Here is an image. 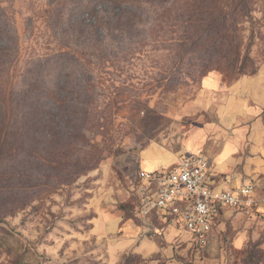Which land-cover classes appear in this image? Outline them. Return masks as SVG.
<instances>
[{"label": "rangeland", "instance_id": "rangeland-1", "mask_svg": "<svg viewBox=\"0 0 264 264\" xmlns=\"http://www.w3.org/2000/svg\"><path fill=\"white\" fill-rule=\"evenodd\" d=\"M89 2L94 13L83 7ZM73 5L83 8L69 22ZM216 5L0 0V264H264V206L228 212L202 243L136 213L137 173L145 161L167 169L189 153L210 160V184L247 181L264 193V0L244 20L241 44L258 71L235 81L218 71L211 58L216 34L203 27ZM142 43L143 61L107 69L106 78L119 82L102 86L112 83L120 93L105 109L113 120H105L109 138L89 135L90 146L65 138L85 117L91 83H100L101 64L88 60ZM153 53L163 57L152 61ZM28 87L37 117L68 121L57 163L43 160L58 146L56 134L36 126L25 140L24 129H15ZM84 151L99 153L95 167ZM30 189L38 199L26 200Z\"/></svg>", "mask_w": 264, "mask_h": 264}, {"label": "trees", "instance_id": "trees-1", "mask_svg": "<svg viewBox=\"0 0 264 264\" xmlns=\"http://www.w3.org/2000/svg\"><path fill=\"white\" fill-rule=\"evenodd\" d=\"M187 2H191V0H186ZM218 1L219 5H216L213 9L211 15L204 20V30H208V28L212 29L213 34H216V38L213 40L214 45V56L211 57L214 59L219 67L218 71H221L225 76H230L233 74V80H237L240 76L248 74L254 75L258 71V65L254 62V60L248 55V50L241 53V44L243 41V32L245 31L244 20L246 18H252L251 14L255 11L254 6L256 3H259V0H215ZM83 7L91 13H94V4L89 2L88 4L83 5ZM82 5H73L67 12V20L69 22H76V14L81 11L83 8ZM197 14L200 13L199 8H195ZM202 11V10H201ZM193 17V15H192ZM190 20V19H189ZM188 20V21H189ZM201 19V23H202ZM199 22V20H198ZM82 24L81 21L78 22ZM199 23L198 25H201ZM213 38V37H212ZM218 42V43H216ZM218 44V46H216ZM144 44L134 45L128 47L121 55H112V56H103L102 54L96 55L93 59H89V63L101 64V69L98 74V84L90 85L89 92L91 93L90 99L85 103V117L80 118L81 124L74 125V128L71 131H67V135L65 138H73L74 141L80 142L81 146H90L91 142L89 140V135H92V138H96V136L109 138V131L106 128L105 120L107 119V123H112L113 120L111 117L105 114V109L109 106H114L117 103V96L119 93V88L117 86L107 85L102 86L104 81L113 80L115 81V77L106 78V75H110L107 69H116L120 71L124 68V65H130L132 62H140L143 61L144 58L148 57L146 51L143 50ZM212 55V56H213ZM159 57H163V54L153 53L151 60L158 61ZM209 60L208 62H210ZM247 68L249 69L247 71ZM200 73V72H199ZM119 74L117 77L119 78ZM165 79L166 77L163 76ZM198 82L200 83L202 77L197 75ZM116 83L119 81H115ZM172 83H168L171 85ZM166 85V84H165ZM168 87V86H167ZM30 89L23 90V106L22 111L17 119V127L15 129H24L25 140H29L33 131H35L36 126L40 127L44 132H51L52 136L56 134L57 138L53 142V146L58 145L55 148H52V152L48 154L47 157H43L44 161L48 163H57L58 160H61V157L65 155L66 144L65 139L62 136V128L66 129V125H68V121L64 120L63 115L55 118L53 114L48 116H38V105L37 102L30 96ZM94 88H98L97 92H94ZM165 88V87H164ZM121 89V88H120ZM171 90V89H170ZM93 95V96H92ZM64 100V99H63ZM65 104L71 105L69 102ZM76 106H74L72 110V114L76 112ZM102 111V114H99ZM91 112V114H90ZM94 116V117H92ZM147 115H143L138 120V124L140 126L146 125L145 117ZM85 128V129H84ZM50 140V138H49ZM99 141H102L100 139ZM90 159H86L85 161L90 162L93 161V167L98 163L99 153L97 155L92 154L90 151H84L83 156H87L88 154ZM93 167H90L93 168ZM33 188V187H31ZM34 193L38 195L39 192L37 190L30 189L27 196H25L26 200L30 199H38L32 197ZM163 223H167V221L160 219ZM11 254V253H10ZM22 256V255H21Z\"/></svg>", "mask_w": 264, "mask_h": 264}, {"label": "built area", "instance_id": "built-area-1", "mask_svg": "<svg viewBox=\"0 0 264 264\" xmlns=\"http://www.w3.org/2000/svg\"><path fill=\"white\" fill-rule=\"evenodd\" d=\"M211 175V162L202 153L183 155L167 169L140 168L136 213L163 219L202 243L227 211L264 206V193H258L252 183L218 187L208 182Z\"/></svg>", "mask_w": 264, "mask_h": 264}, {"label": "crops", "instance_id": "crops-1", "mask_svg": "<svg viewBox=\"0 0 264 264\" xmlns=\"http://www.w3.org/2000/svg\"><path fill=\"white\" fill-rule=\"evenodd\" d=\"M146 163H145V166L144 167H142L143 169H146V170H155L156 168H157V165L154 163H149V161L148 160H146L145 161ZM159 166V165H158ZM224 183H226V182H224ZM236 183H238V182H236ZM230 184H227L226 186H229ZM233 185V184H232ZM228 212H231V211H227L226 212V214L228 213ZM225 217H226V215H225Z\"/></svg>", "mask_w": 264, "mask_h": 264}]
</instances>
